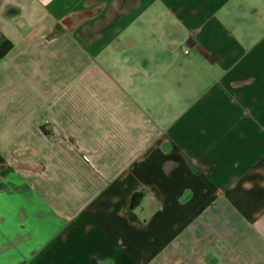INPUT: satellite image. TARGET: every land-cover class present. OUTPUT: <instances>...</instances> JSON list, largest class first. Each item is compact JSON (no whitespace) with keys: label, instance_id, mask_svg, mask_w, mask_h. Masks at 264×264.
I'll return each instance as SVG.
<instances>
[{"label":"crops","instance_id":"obj_1","mask_svg":"<svg viewBox=\"0 0 264 264\" xmlns=\"http://www.w3.org/2000/svg\"><path fill=\"white\" fill-rule=\"evenodd\" d=\"M0 264H264V0H0Z\"/></svg>","mask_w":264,"mask_h":264}]
</instances>
